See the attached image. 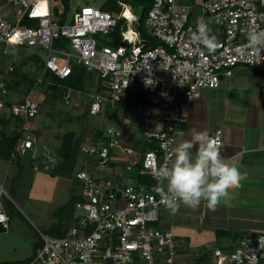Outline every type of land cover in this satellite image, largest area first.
<instances>
[{
	"label": "built area",
	"instance_id": "1",
	"mask_svg": "<svg viewBox=\"0 0 264 264\" xmlns=\"http://www.w3.org/2000/svg\"><path fill=\"white\" fill-rule=\"evenodd\" d=\"M150 1L144 27L160 44L149 48L136 26L140 17L126 0H114L121 8L117 14L85 5L62 25L53 21L51 0L0 1L21 11L10 14L13 22L0 12V45L39 47L46 54L42 73L19 102L8 103L9 90L0 79V120L12 116L21 123L11 161L35 144L31 121L40 111L34 97L37 86L47 72L64 79L71 63L100 78L102 89L92 96L90 115H98L103 105L121 102L127 88L136 82L146 90L149 103L135 107L137 114L151 118L153 108L166 107L161 127L147 126L142 131L144 143L153 146L146 153L136 152L125 132L114 128H108L95 143L81 147L82 155L94 162L88 165L91 170L75 174L83 188L71 224L63 237L41 234L42 245L24 264H264V234L244 235L228 252L213 249L204 263L195 253H182L172 231L160 221L158 211L166 208L160 191L167 189L166 181L161 183L156 176L165 157L172 158L176 126L187 122L189 107L200 99L202 90L217 89L221 77L230 76L237 66L264 72V63L256 64L246 46L249 30L264 31V0ZM203 17L218 19L214 24L222 30L219 47L212 52L191 39L197 18ZM26 18L34 25L25 26ZM119 24L125 28L121 29V44L114 47L106 40ZM64 45L69 50H64ZM149 76L154 81L151 86L145 83ZM63 101L70 102L69 93ZM260 101L264 105V81ZM217 134L222 143L221 130L210 136ZM47 162L52 163V157L48 156ZM112 165L135 172L137 178L128 183L111 179ZM141 176L149 182H140ZM0 228L9 229L1 199Z\"/></svg>",
	"mask_w": 264,
	"mask_h": 264
},
{
	"label": "crops",
	"instance_id": "2",
	"mask_svg": "<svg viewBox=\"0 0 264 264\" xmlns=\"http://www.w3.org/2000/svg\"><path fill=\"white\" fill-rule=\"evenodd\" d=\"M11 12L6 14L10 15ZM73 65L71 63L69 67ZM10 71H12L11 68ZM263 81L264 72L262 71H254L245 66L233 68L230 76L221 77L220 86L217 89H204L201 91L200 99L192 103L189 107L187 122L179 124L175 128L176 146L190 141L194 131H206L210 136L214 131L221 130L223 143L221 148L222 155L229 158L230 162L240 168L241 171L247 172V179L242 181V187L234 193L229 203L222 201L213 211L207 207V202L203 201L205 204L202 206L203 208L205 207L207 212L205 216L207 220L205 222L203 221L200 225L207 226V223L213 224L212 234L210 233L207 236H200L201 234H199L196 236V241L198 238L200 239L197 244L199 245L200 243L201 250L197 248L198 245L193 249V246H195L193 244H196L195 241L191 244V240H187L189 242V250L186 252L197 254V259L201 263L208 260L207 258L213 249L219 248L224 252H228L239 244L244 235L249 233L264 234V105L260 101V90ZM24 95L25 93L21 96L19 95L20 99L17 102ZM13 101L12 98L8 99V103H17ZM72 101L75 100L70 97L68 104L63 102L65 105H70ZM106 107L110 109L109 112H106L109 117L121 120V123L123 121L127 122L123 131L127 136V140L129 141L131 139L134 142L133 146L136 152L142 151L145 143L142 137L138 139L134 135L137 132L141 133L147 126L161 127L163 113L166 111V107L164 106L153 108V116L151 118H145L142 115H133V108H125L122 105L110 106L107 104ZM9 118V116H4L1 119L2 124L0 123V125L8 134H11L6 129L11 119ZM40 118L37 115L31 121L36 138V143L31 150L27 151L24 155H19L18 160L15 159L14 161H11L10 158L4 159L0 156V162L2 164L0 165V199L5 194L9 198H12V201H15V203L18 202L26 205L28 199L34 196V194L30 193L32 188L28 189V186L32 187L34 184V180L38 176L35 175L40 174L37 173L39 170L44 171L45 169H49L48 175H51V177L66 178L79 187V190L74 193L69 188L67 200L64 201L61 199L62 204L56 207L55 210L59 222L60 217H58V212L60 207L66 205L73 195L81 196V184L76 183L77 181L75 182L76 172L79 170H91L90 167L88 168V165L91 164L85 166L84 163L80 165V162H78L79 167L75 170V174L71 179L69 177L54 175L53 168H51L52 163L54 164L56 159L62 136L68 132L70 133V131L60 135L56 132L51 139L54 137L57 141L54 140L51 142L49 140L47 144H44L42 139L45 137L43 136V131L46 132V127L42 126ZM68 120L72 121L70 118ZM46 122L47 124L49 123L48 118H46ZM133 125L136 131L134 135L131 131ZM13 128L14 133L12 135L17 134L19 132V121L18 125L13 124ZM87 141L89 144L94 142L90 138ZM28 153L30 154V158L28 159L29 165L26 166L21 159ZM48 156L52 157V163H45ZM81 156L84 157L82 154ZM125 162L123 161V163ZM120 166L112 165L109 169L108 177L121 182L119 178L126 176L127 183L130 180L133 181V174L135 175V179L137 178L135 172H127ZM8 183H10L9 190L5 188ZM166 184V182L163 184L165 188ZM164 209L168 210L166 216H170V210L167 207ZM69 216V212H66V214L63 213L62 219ZM10 222L11 220L9 218V229L7 231L0 230L1 234H7L9 232L11 228ZM162 223L167 228H170V225H172L170 221L162 220ZM52 225L53 223L50 226ZM19 226L21 225L19 224ZM66 228L68 226H64L62 230L65 231ZM41 234L43 233H40V237ZM174 237L179 249L184 248L185 246H182L183 243L181 244L178 241L179 237L177 234ZM210 244H212V247H209ZM38 248L34 246L33 251L29 253L30 256H27V258L25 255V257L27 259L33 258ZM10 249L16 250L13 246ZM181 252L183 253L182 250Z\"/></svg>",
	"mask_w": 264,
	"mask_h": 264
},
{
	"label": "rangeland",
	"instance_id": "3",
	"mask_svg": "<svg viewBox=\"0 0 264 264\" xmlns=\"http://www.w3.org/2000/svg\"><path fill=\"white\" fill-rule=\"evenodd\" d=\"M55 1L56 5H58L61 9L62 0ZM103 1L104 0H70L67 21H70L73 14L81 7L91 5L95 8H99L97 4H100ZM0 8H2L0 10L1 13H10L11 11L14 15L21 13V11L16 7L11 5L7 6L5 3H0ZM196 14L199 16L198 12H196ZM6 17L10 22H13L12 15H8ZM209 19L210 18L208 17H203L202 21H207ZM210 26L212 27L218 40L221 39V28L214 23ZM63 49L69 50V47L64 45ZM45 55L44 51L39 47L27 48L13 45H0V79H2L8 87L9 95L7 96V99L12 98L14 100L13 102H17L20 99L19 95L21 96L24 93L26 94V91H28L32 82L36 81L37 77H39L42 73V63H44ZM61 62L63 63L64 61L61 60ZM10 68L12 71H10ZM45 75L42 84L38 85L34 92L35 100L39 104H41L43 100L49 99L53 94V89L49 86L50 84H44ZM93 75V73L89 74L90 77H93ZM25 77L28 78V80L24 79ZM97 87L98 85L95 78H89L88 82H84L82 90L74 91L73 89H70L67 91V93L70 94V97L75 100L72 101L70 105H65L63 99H58L51 105L42 106L40 108V122L42 123V126L46 127V132L43 131V136L45 137L42 139L44 144H47L49 140H51V142L54 140L57 141L54 137L51 139L56 132H58L59 135L67 131L74 133L77 132L81 134L80 137L83 138L82 145L86 146L89 138L94 141L96 140L94 135L95 131L99 128L105 130V132L108 128H114L122 131L125 129L127 122L123 121L121 123V120L108 117L106 112H109L110 109H107L106 105L102 106V110L98 115L89 114V106L92 102V95ZM44 96H46V98H44ZM48 102L51 101L49 100ZM133 115L139 116V114L135 113L134 109ZM46 118H48L50 123H48L49 125L46 122ZM68 118L72 121H69ZM61 120L63 123H67L68 125H62ZM64 120L67 121L65 122ZM18 121L19 120L17 119L11 118L8 126H6V129L11 134L14 133L13 124L18 125ZM20 126L21 123L19 121V133ZM131 131L134 135L136 132L134 125L133 128H131ZM134 136L140 139L142 137V132H137ZM81 154L80 148L76 162L73 164V167H71V171H68L65 175L70 179L73 177L71 174H74L75 170L79 167L78 162H80V165L84 163L85 166L94 162L93 159L85 156L82 157ZM29 158V153L22 157L21 160L24 165H29ZM0 165H2L1 162ZM85 169H87V167H85ZM48 171L49 169H45L44 171L39 170L37 173L40 174L35 175L38 176L35 178L34 184L32 187L28 186V189L32 188L30 193L34 194V196H31L28 199L26 205L18 202L15 203V201H12V198L3 194L1 201L5 212L10 215L11 228L7 234L0 233V264H24L29 262L31 259H27V256H30L29 253L33 251V247H40L42 245L40 233H43L48 237H57L56 230H53L55 224L58 222L55 209L57 206L62 204L61 199L64 201L67 200L69 196V188H71L72 193H74L79 190V187L77 184L75 185L74 183H71V181L66 178L51 177V175H48ZM126 178V176H122L119 180L121 183H127ZM133 180H135L134 174ZM72 182H74V180H72ZM9 185L10 183H8L5 187L7 190H9ZM29 185H31V183H29ZM203 204L205 203L202 201L200 206L196 209H192L182 204L175 212L170 211V216H166L168 211L166 209H159L158 211L160 221L165 220L172 223L169 229L174 235L177 234L179 237L178 241H180L181 244L183 243L182 246H185L181 249L183 253H186L187 250H189V242L187 240H191V244L195 241L196 244H193L195 245L193 246L194 249L198 245V240H200L199 238L197 241L195 240L197 235L201 234L200 236H207L210 233L212 234L213 224L207 223V226L200 225L203 221L205 222L207 220L205 219L207 212L205 207L203 208ZM65 220L64 226H69L72 221L71 217H66ZM52 223L53 225L50 226ZM19 224L21 226H19ZM215 242L217 241L215 240ZM11 246H13L16 250L10 249ZM220 246L222 245L220 244ZM209 247H212V244H210ZM197 248H200V243ZM199 250H201V248Z\"/></svg>",
	"mask_w": 264,
	"mask_h": 264
},
{
	"label": "clouds",
	"instance_id": "4",
	"mask_svg": "<svg viewBox=\"0 0 264 264\" xmlns=\"http://www.w3.org/2000/svg\"><path fill=\"white\" fill-rule=\"evenodd\" d=\"M218 22V19L202 21L198 18L191 39L209 52L214 51L219 47V41L210 25ZM246 46L256 64L264 63V31L249 30ZM145 83L151 86L154 81L149 76ZM221 148L219 134L212 137L206 131H194L190 141L174 148L171 159L165 157L156 176L161 183L167 182V190H161L160 194L170 211L178 210L180 203L196 209L202 201L214 211L222 201H231L242 187V181L247 179V172L223 156Z\"/></svg>",
	"mask_w": 264,
	"mask_h": 264
},
{
	"label": "trees",
	"instance_id": "5",
	"mask_svg": "<svg viewBox=\"0 0 264 264\" xmlns=\"http://www.w3.org/2000/svg\"><path fill=\"white\" fill-rule=\"evenodd\" d=\"M126 2L129 3L135 9L136 14H138L140 17L136 26H137L140 36L146 42V48L158 46L160 43L156 39L151 37L144 27V20H145L147 11L150 7L151 1L150 0H126ZM69 3H70V0H62V5L60 9L58 5H56V1L51 0V5H50L51 16L55 24L62 25L65 22H67V15L69 12ZM97 5L102 10H105L112 14H117L121 10V8L117 6L114 0H104L102 3L97 4ZM23 24L25 26H33L34 22L26 18L24 19ZM122 27L125 28V25L119 24L117 26V28L114 30L111 36L106 40L108 44L114 47L121 44L120 34H121ZM59 44H60V41L55 42L56 46H59ZM89 74H91V72H87L84 68L78 65L70 66L69 74L64 79H60L57 76H55L53 73L48 72L45 75L44 84L46 83L50 84L49 86L50 88L53 89V94L50 96L49 99H45L42 101L43 103L41 102V104H39L40 108L42 106L51 105L52 103H54V101L58 99L62 100L63 95L70 89H73L75 91L82 90L83 89L82 86H84V82H88L89 78L90 79L95 78V80L97 81V85H98L97 90L102 89L100 85L101 84L100 78L96 77L94 73H93L94 74L93 77H90ZM24 79L28 80V78L26 77ZM33 84L34 82H32V84L30 85V88L33 86ZM29 89L28 91H26V93L29 92ZM44 98H46V96H44ZM49 100L51 102H48ZM116 105H122L125 108L129 107L133 109L139 105L148 106L149 103L147 101V92L146 90L143 89V87H141L139 83L137 82L132 83L125 91L123 100ZM10 118H14V117L10 116ZM14 119H17V118H14ZM1 121L2 120H0V123ZM64 121L66 122L67 120H64ZM61 124L66 125V126L68 125L67 123H63V122ZM0 129H1L0 130V156L4 159L6 158L9 159L12 151L14 150V147L16 145V142H17V139L20 133L18 132L17 134H14V135L8 134L4 129H2L1 125H0ZM104 133H105V130H102L101 128H99L95 131L94 138L96 139L100 136H103ZM80 135L81 134L77 132L75 133L68 132L62 136L61 144H60V147L58 148L55 162L54 164H52V167H51L53 168L54 175L67 177L65 175L67 174L68 171H71L70 169L71 167H73V164L76 162V158L78 157L80 148L82 146L83 138L80 137ZM151 149H153L152 145L145 144L142 147V153H146ZM18 157L19 155L16 154L17 160H18ZM136 169L140 170V166L138 164L136 165ZM74 174H71V175L73 176ZM139 179H140V182L142 183L149 182L146 176H141L139 177ZM79 199L80 197L73 195L72 198H70V201L66 205L60 207V210L58 212V217H60L59 218L60 221L57 222L53 228V230H56L57 237H63L65 235L64 233L65 231L62 230L65 224L64 222L66 221L65 218L62 219L63 213L66 214V212L67 213L69 212L70 214L69 217H72L74 213V204ZM6 214L8 218H10L8 213ZM0 230L2 229L0 228ZM253 234L256 236L260 233H257V234L253 233Z\"/></svg>",
	"mask_w": 264,
	"mask_h": 264
},
{
	"label": "bare ground",
	"instance_id": "6",
	"mask_svg": "<svg viewBox=\"0 0 264 264\" xmlns=\"http://www.w3.org/2000/svg\"><path fill=\"white\" fill-rule=\"evenodd\" d=\"M126 16H127L128 18H131V17H132V14L126 12Z\"/></svg>",
	"mask_w": 264,
	"mask_h": 264
}]
</instances>
